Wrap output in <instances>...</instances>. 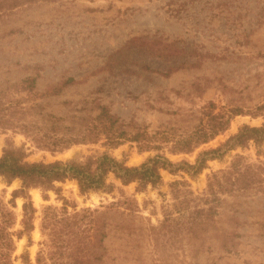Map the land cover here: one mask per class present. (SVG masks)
Returning <instances> with one entry per match:
<instances>
[{
	"label": "rangeland",
	"instance_id": "374dc122",
	"mask_svg": "<svg viewBox=\"0 0 264 264\" xmlns=\"http://www.w3.org/2000/svg\"><path fill=\"white\" fill-rule=\"evenodd\" d=\"M36 73V85H29L24 78ZM96 103L160 146L139 148L132 140L113 145L100 138L55 149L32 140L80 135L94 122ZM233 107L242 113L225 130L191 151L171 150L175 141L199 131L209 111ZM243 124H264V0H38L0 13V156L5 148L19 147L27 162H83L106 152L138 165L160 152L173 162L192 163L198 151L218 145ZM238 156L243 163L263 162L264 142L250 141L208 160L194 175L161 169L160 182L141 189L111 173L110 191L80 193L70 178L55 181L52 189L28 187L33 228L12 235L11 264H25L24 253L34 264L46 238L41 222L48 206L72 213L126 198L132 199V219L142 225L136 227L141 233L134 244L109 232L110 264H141L134 260V245L141 247L143 264H264V182L222 196L217 233L198 225L203 239L191 227L179 238L170 225L158 241L159 260L148 232L172 208L171 182L201 195L211 172ZM20 188L19 178L7 182L0 176V204L13 213V232L22 229L26 199Z\"/></svg>",
	"mask_w": 264,
	"mask_h": 264
},
{
	"label": "trees",
	"instance_id": "16d2710c",
	"mask_svg": "<svg viewBox=\"0 0 264 264\" xmlns=\"http://www.w3.org/2000/svg\"><path fill=\"white\" fill-rule=\"evenodd\" d=\"M36 1L38 0H0V13ZM38 76L36 73L25 77L24 80L29 85L35 86ZM72 79L69 77L64 83ZM56 91L58 92V89ZM210 106L215 108L212 102ZM96 108L98 111L93 118L94 122L86 125V131L80 135L51 139L33 135L32 140L40 146L55 149L65 148L72 143L96 142L100 138H104L106 143L113 145L120 143L121 140H132L138 142L139 148L150 149L160 146L152 141L146 131L139 127L137 129L130 122L122 121L111 113L106 105L96 103ZM239 113L242 111L238 107L221 109L217 112L209 111L199 131L189 133L186 138L175 141L171 150L174 152L193 150L197 145L225 130L232 116ZM5 124L4 128L10 126L8 123ZM250 141L256 146L264 142V124L241 125L236 132L230 134L218 145L198 151L192 163L186 160L173 162L160 152L147 157L138 165H127L123 160H118L106 152L88 155L83 162L72 159L27 162L19 147L5 148L0 156V176L7 182L19 178L21 180L19 192L26 200L22 204V229L16 232L8 230L13 223V213L0 204V264H11V255L14 250L12 235L20 237L23 231L28 233L33 228L32 219L35 209L26 191L28 187L52 189L55 181L70 178L76 180L80 193L91 190L110 191L113 185L107 182V176L111 173L122 184L136 182V189H141L148 184L157 185L161 180V169L171 173L182 170L194 175L206 166L208 160L220 159L228 151L243 147ZM257 182H264V161L256 164L243 163L240 156L232 160L227 168L212 171L207 179V187L201 195H195L181 181L171 182L172 208L163 212V219L158 226H148L149 236L151 235V240H154L153 247L156 248L157 259L159 260V255L161 256L157 248L160 235H165L172 225L176 227L174 231L179 238H181V230L191 227L195 237L203 239L200 232L195 230L198 225L204 226L203 231L208 226L217 233L219 227L216 224L221 213L219 208L225 201L222 196L234 195L244 188L252 187ZM16 193L17 191H14L13 195ZM131 202L132 199L126 198L100 208H84L74 210L72 213H68L65 206L60 213L48 206L44 210L41 222L42 230L47 229L46 238L40 242L41 246L36 253L34 264H110L105 244L109 232L116 233L121 239L130 238L134 244L141 233L136 227L141 229L142 225L135 226L132 219L136 209L131 206ZM225 244V241L222 242L223 247L226 246ZM132 253L135 256L134 260L143 264L141 247L134 245ZM22 256L25 264H33L27 254L24 253Z\"/></svg>",
	"mask_w": 264,
	"mask_h": 264
},
{
	"label": "bare ground",
	"instance_id": "6f19581e",
	"mask_svg": "<svg viewBox=\"0 0 264 264\" xmlns=\"http://www.w3.org/2000/svg\"><path fill=\"white\" fill-rule=\"evenodd\" d=\"M36 198H37V194H35ZM35 198V197H34Z\"/></svg>",
	"mask_w": 264,
	"mask_h": 264
}]
</instances>
